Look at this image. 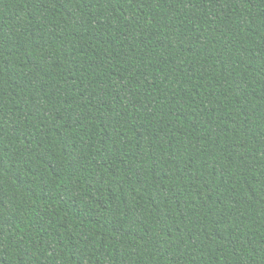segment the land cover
Masks as SVG:
<instances>
[{
	"label": "trees",
	"instance_id": "trees-1",
	"mask_svg": "<svg viewBox=\"0 0 264 264\" xmlns=\"http://www.w3.org/2000/svg\"><path fill=\"white\" fill-rule=\"evenodd\" d=\"M0 264H264V0H0Z\"/></svg>",
	"mask_w": 264,
	"mask_h": 264
}]
</instances>
